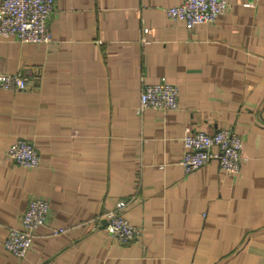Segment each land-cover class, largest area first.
<instances>
[{
  "label": "crops",
  "instance_id": "0c3cea01",
  "mask_svg": "<svg viewBox=\"0 0 264 264\" xmlns=\"http://www.w3.org/2000/svg\"><path fill=\"white\" fill-rule=\"evenodd\" d=\"M179 2L55 0L50 43L0 38V72L29 81L0 88V264H264V0L193 27L167 16ZM162 79L177 109H140ZM184 127L239 135V174L217 159L184 173ZM18 138L36 147V168L8 155ZM31 197L50 212L19 258L4 240ZM111 209L136 239L110 238Z\"/></svg>",
  "mask_w": 264,
  "mask_h": 264
},
{
  "label": "built area",
  "instance_id": "2783aa9c",
  "mask_svg": "<svg viewBox=\"0 0 264 264\" xmlns=\"http://www.w3.org/2000/svg\"><path fill=\"white\" fill-rule=\"evenodd\" d=\"M234 0H180L167 7L166 14L174 21L182 22L186 27L201 23H212L228 9ZM55 7V0H0V38L13 37L18 42L44 43L52 41L49 18ZM148 27L142 28V41L149 33ZM28 79L19 72H0V88L23 90L28 87ZM178 107V88L176 85L160 80L146 84L139 96V108H154L162 111ZM184 146L179 161L184 173H190L211 159H217L220 169L228 175H238L241 170L242 140L228 127L213 132L192 130L184 127L181 136ZM8 155L17 164L25 168H36L39 153L36 147L24 138H18L8 148ZM117 208L125 206L118 201ZM50 206L47 200L32 197L23 212L19 227L11 228L4 240V248L15 256H23L32 248L34 233L47 221ZM110 238L118 244H126L136 239L140 227L114 209L103 214ZM98 225H96L97 227ZM94 226V228H96ZM36 230V231H35ZM64 231L53 228L52 233Z\"/></svg>",
  "mask_w": 264,
  "mask_h": 264
},
{
  "label": "rangeland",
  "instance_id": "374dc122",
  "mask_svg": "<svg viewBox=\"0 0 264 264\" xmlns=\"http://www.w3.org/2000/svg\"><path fill=\"white\" fill-rule=\"evenodd\" d=\"M22 216V215H21ZM21 219V218H20ZM40 229V228H39ZM36 231V230H35ZM34 237H35V233H34ZM34 239V238H33ZM11 253V252H10ZM25 255H23V256H21V257H19V256H16V257H19V258H22V257H24Z\"/></svg>",
  "mask_w": 264,
  "mask_h": 264
},
{
  "label": "water",
  "instance_id": "95a60500",
  "mask_svg": "<svg viewBox=\"0 0 264 264\" xmlns=\"http://www.w3.org/2000/svg\"><path fill=\"white\" fill-rule=\"evenodd\" d=\"M104 223H106V221H104Z\"/></svg>",
  "mask_w": 264,
  "mask_h": 264
},
{
  "label": "trees",
  "instance_id": "16d2710c",
  "mask_svg": "<svg viewBox=\"0 0 264 264\" xmlns=\"http://www.w3.org/2000/svg\"><path fill=\"white\" fill-rule=\"evenodd\" d=\"M32 198V197H31Z\"/></svg>",
  "mask_w": 264,
  "mask_h": 264
}]
</instances>
